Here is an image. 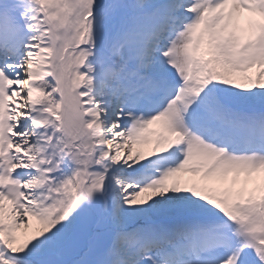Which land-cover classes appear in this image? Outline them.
Wrapping results in <instances>:
<instances>
[{
	"label": "snow or ice",
	"instance_id": "snow-or-ice-1",
	"mask_svg": "<svg viewBox=\"0 0 264 264\" xmlns=\"http://www.w3.org/2000/svg\"><path fill=\"white\" fill-rule=\"evenodd\" d=\"M0 264H264V0H0Z\"/></svg>",
	"mask_w": 264,
	"mask_h": 264
}]
</instances>
